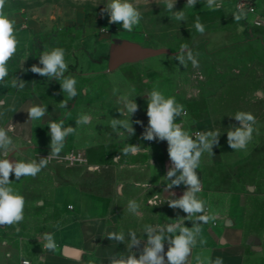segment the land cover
<instances>
[{"label":"rangeland","instance_id":"374dc122","mask_svg":"<svg viewBox=\"0 0 264 264\" xmlns=\"http://www.w3.org/2000/svg\"><path fill=\"white\" fill-rule=\"evenodd\" d=\"M109 2L7 0L4 11L17 10L35 33L30 58L23 61L22 55L10 59L9 76L0 82V127L13 124L15 128L8 133L13 140L10 162H39L50 156L48 125L52 121L63 120L65 126L76 127V131L66 138L59 157L50 159L35 178L17 180L14 173L10 174L13 187L26 200L24 220L19 225L0 226V237L13 247L32 250L44 233L65 222L64 209L58 205L54 193L59 184H75L85 191L117 196L122 180H145L147 172L142 176L135 164L145 163L146 170L165 177L172 166L168 163L167 141L143 139L148 126L147 95L156 88L165 97L174 96L184 106L186 115L178 116L176 123L185 130L192 134L220 133L218 144L212 149H221L223 158L212 161L205 151L197 169L203 184V200L209 211L218 213L214 224L240 223L245 227L247 242L251 237L260 239L262 256L255 264H264V15L258 22L249 19L251 9L259 2L264 4V0H217L221 7L215 11L208 9L206 0H198L194 7L187 5V0H176L172 11L167 10L165 0H130L143 17L132 32L124 31L122 22L109 23L104 11ZM238 6L247 12L244 31L230 45L209 53L208 36L223 26V11L238 10ZM175 11H182L185 18L177 20ZM197 18L205 27L203 34L195 28ZM112 30L116 33L108 34ZM123 33L148 50L110 68L108 55L100 54L97 42L104 37L121 38ZM182 45L193 53L198 67H193L191 61L184 67L175 59ZM57 47L65 50L68 64L65 77L76 78L78 95L69 98L61 90V81L36 73H33L34 88L22 92L19 87L22 71L30 70L32 65L42 67L40 54ZM16 78L18 86L13 87ZM113 89H117L115 94ZM121 97L135 100L138 111L131 115ZM61 102H67V107H61ZM33 105L46 106L47 114L40 120L29 119L27 110ZM52 109L54 112H50ZM238 111L251 112L258 129L247 149L239 151L227 142V131L240 126L234 118ZM84 114L91 117L90 123L76 125L75 121ZM210 115L214 128L198 125ZM113 118L128 122L134 133L123 127L114 131ZM129 145H136L138 151L146 148L156 151L163 169L149 168L152 158L149 155L145 158L142 152L124 155L123 149ZM72 151L82 154L84 160L66 161L65 156ZM118 156L117 161L114 158ZM148 205V226L150 222H159L166 228L177 223L193 226L186 219L170 218L160 210L156 214L162 217L156 216L150 209L158 207L153 202Z\"/></svg>","mask_w":264,"mask_h":264},{"label":"clouds","instance_id":"9594fccd","mask_svg":"<svg viewBox=\"0 0 264 264\" xmlns=\"http://www.w3.org/2000/svg\"><path fill=\"white\" fill-rule=\"evenodd\" d=\"M167 10H174L176 0H165ZM7 0H0V82H5L9 76L8 62L15 55L18 46L16 37L15 23L16 21L5 14V5ZM198 0H187V5L194 7ZM209 10L215 11L221 5L217 0H206ZM104 11L109 16V23H121L122 29L132 32L134 27L140 24L142 13L136 5L130 0H110L105 6ZM254 11V9H251ZM234 20L239 22L247 17V12L238 6L237 12L233 13ZM175 18L183 20L184 13L175 11ZM196 30L203 34L205 27L200 23L199 18L195 23ZM187 50V51H185ZM181 65L187 66V61H191L193 67H198V61L193 53L187 49L186 45L181 46L179 55L175 57ZM39 64L32 65L30 71L41 77L55 79L61 81V90L67 93L68 97L74 99L77 95L75 77H65L68 70V64L65 61V50L63 48H53L50 51L45 50L39 56ZM12 82L13 87H17V81ZM23 87V84H19ZM117 89H113L114 94ZM147 117L148 126L143 133V139L167 141V152L171 161V167L166 173L167 190L174 186L179 187L181 184L186 186V191L178 199L168 202L173 209H181L187 214V217L195 216V221L191 228L184 224L177 223L169 225L167 228H156L146 226V241L139 255L136 257L132 251L130 254L113 255L109 258L110 264H191L190 257L192 249L197 243L204 244L205 241L198 237L201 234V224H208L218 218V213L209 211L206 202L201 199L198 194L203 191V184L197 173L200 166L201 156L205 151L212 152L213 145L218 144L219 132L207 133H190L185 130L182 124L176 123V118L182 114L186 115L184 106L177 103L174 96L165 97V95L156 88L147 95ZM127 111L132 115L138 111V105L135 100L127 97H121ZM61 107H67V102H61ZM29 119L40 120L47 114V107L41 105H33L27 110ZM236 121L240 122L239 127H232L227 131V142L234 150H246L253 140V134L258 133L255 127L256 117L251 112L238 111L234 115ZM89 115H81L75 122L76 125H86L90 123ZM50 129V156L36 160L10 162L9 154L13 150V140L9 136V132H14L13 124L7 127H0V226L19 225L24 220V209L26 200L14 187L10 180V174L14 173L17 180L21 177L35 178L50 162V159L58 158L65 147L66 138L75 133L76 127L65 126V122L52 121L48 125ZM111 127L114 131H118L119 127L125 128L131 134L134 133L132 125L119 119H112ZM195 137V138H194ZM138 151L136 145H129L123 149V154L129 153L135 155ZM118 161L119 156L114 158ZM179 173V175H177ZM174 177V178H173ZM71 208V205H69ZM128 208L133 214H139V205L132 200L128 203ZM19 231V228H16ZM130 237L129 248L139 246L141 241L134 231H129ZM109 240L123 242L125 235L123 233H110L107 237ZM43 247L48 251L55 252L57 244L53 233H44L42 236ZM167 241V252L164 250V244ZM24 264H29L27 260ZM196 264H223V258L217 257L215 260L211 258L196 257Z\"/></svg>","mask_w":264,"mask_h":264},{"label":"crops","instance_id":"0c3cea01","mask_svg":"<svg viewBox=\"0 0 264 264\" xmlns=\"http://www.w3.org/2000/svg\"><path fill=\"white\" fill-rule=\"evenodd\" d=\"M253 9L254 11L249 14V19L258 22V19L264 15V4L259 2ZM235 12H237L235 8L223 11V26L212 30L208 36L206 50L209 53L230 45L244 31L245 21L244 19L239 22L235 21L233 17ZM5 14L16 21L15 34L19 42L17 51L11 59L20 58L22 55H25L23 61L29 59L34 50V30L28 26L29 23L17 10L5 12ZM115 33V30H112L111 33L108 32V34ZM122 43L137 46L141 52L148 50L128 33H123L121 38L104 37L98 40L96 47L101 48L100 54L108 55V66L110 65V54L113 46ZM8 70H10L9 66ZM34 82L33 72L30 70L22 71L20 75V84H23V87H20L22 92L32 90ZM18 96L20 97V95ZM50 112H54L53 109ZM198 125L207 129L214 128V118L210 115L199 121ZM137 152H142L141 154H144L145 158H148V155L151 156L153 164L149 168L154 171H157V168L163 169L164 164L162 166L155 156L156 151L146 148ZM212 152H208V157L212 161L223 158L224 152L221 149H212ZM169 162L171 163L170 159ZM135 165L139 167L137 171L142 176L147 172L145 180H122V189L118 190L117 196L85 191L75 184H59L54 193L58 205L64 209L66 220L50 232L54 234L57 244L56 251L44 249L42 239L39 245L31 250L13 247L8 240L0 237V264H23L24 260L29 261V264H110L109 258L113 255H128L130 251L139 258L147 239L145 228L148 226L147 218H150L147 216L149 202H153L158 207H150L152 208L150 212L154 211L156 216H161L163 213L176 220L186 219L193 225L195 216L187 217L181 209H173L168 204L169 201L182 196L183 192L186 191V186L181 184L179 187L174 186L167 190V183L170 181L166 179V176H158L155 172L146 170L148 165L145 163ZM198 196L203 199V193H199ZM132 200L139 205V214H133L129 210L128 203ZM158 210L161 211H159L161 214H156ZM227 223L222 225L210 221L208 224L200 225L201 234L197 239L198 241L203 239L205 243L200 244L198 242L196 247L192 249V255L189 258L191 264H196L197 256L201 258L210 257L211 260L222 257L223 264H255L261 258V248L254 249L253 246L251 247L252 244L246 241L244 225L240 223L230 224L229 221ZM149 226L166 229L164 224L159 222H150ZM130 230L134 231L137 237L142 240L138 247L133 246L132 249L129 248L130 237L128 233ZM113 232L123 233L125 235L124 243L109 240L107 237ZM65 245L79 249L78 258L66 256L62 251ZM167 249L168 244L165 241V252Z\"/></svg>","mask_w":264,"mask_h":264},{"label":"water","instance_id":"95a60500","mask_svg":"<svg viewBox=\"0 0 264 264\" xmlns=\"http://www.w3.org/2000/svg\"><path fill=\"white\" fill-rule=\"evenodd\" d=\"M141 50L137 46H131L128 44H119L114 45L110 54V68H113L116 64L123 61L124 59H128L134 55L140 54ZM248 243L253 244L254 249H260V239L257 237H251L248 240ZM63 253L66 256H70L73 258H78V255L80 253L79 249H74L69 246H63L62 248Z\"/></svg>","mask_w":264,"mask_h":264},{"label":"built area","instance_id":"2783aa9c","mask_svg":"<svg viewBox=\"0 0 264 264\" xmlns=\"http://www.w3.org/2000/svg\"><path fill=\"white\" fill-rule=\"evenodd\" d=\"M65 159L66 161L70 162V163H79V162H82L84 160L82 154L80 153H77L75 151H72L70 153H68L66 156H65ZM25 261V260H24ZM24 261H23V264H24ZM29 262V261H28Z\"/></svg>","mask_w":264,"mask_h":264}]
</instances>
